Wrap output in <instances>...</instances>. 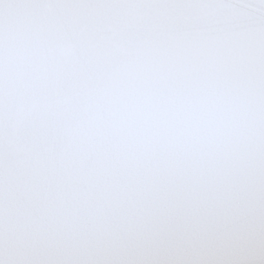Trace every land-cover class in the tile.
Segmentation results:
<instances>
[{
  "label": "snow or ice",
  "instance_id": "6c2138e0",
  "mask_svg": "<svg viewBox=\"0 0 264 264\" xmlns=\"http://www.w3.org/2000/svg\"><path fill=\"white\" fill-rule=\"evenodd\" d=\"M0 264H264V0H0Z\"/></svg>",
  "mask_w": 264,
  "mask_h": 264
}]
</instances>
